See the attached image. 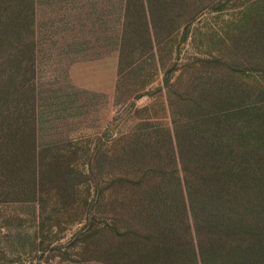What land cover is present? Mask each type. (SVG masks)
Wrapping results in <instances>:
<instances>
[{
  "label": "rangeland",
  "instance_id": "374dc122",
  "mask_svg": "<svg viewBox=\"0 0 264 264\" xmlns=\"http://www.w3.org/2000/svg\"><path fill=\"white\" fill-rule=\"evenodd\" d=\"M146 3L0 0V264L155 263L179 154L264 167V0Z\"/></svg>",
  "mask_w": 264,
  "mask_h": 264
},
{
  "label": "trees",
  "instance_id": "16d2710c",
  "mask_svg": "<svg viewBox=\"0 0 264 264\" xmlns=\"http://www.w3.org/2000/svg\"><path fill=\"white\" fill-rule=\"evenodd\" d=\"M180 156L186 188L171 223L181 216L187 239L171 224L172 236L152 264H264V167L216 142L192 159Z\"/></svg>",
  "mask_w": 264,
  "mask_h": 264
}]
</instances>
